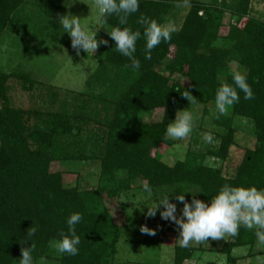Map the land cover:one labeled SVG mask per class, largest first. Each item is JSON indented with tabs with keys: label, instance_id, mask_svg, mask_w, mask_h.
I'll return each instance as SVG.
<instances>
[{
	"label": "trees",
	"instance_id": "16d2710c",
	"mask_svg": "<svg viewBox=\"0 0 264 264\" xmlns=\"http://www.w3.org/2000/svg\"><path fill=\"white\" fill-rule=\"evenodd\" d=\"M68 2L0 0V40L13 38L15 33L31 35L33 21L41 24L44 20V27H53L51 42L71 45V38L58 21ZM253 3L141 0L139 11L128 18L125 26L143 33V26L137 23L141 15L162 24L171 20L176 27L172 39L153 49L149 60L144 59L145 41L138 40L135 55L141 68L133 72L126 67L128 59L116 51L115 42L108 36L109 44L87 79L86 90L69 92L61 98L48 86L49 99L44 107L25 110L13 106L9 82H20L24 90L30 91L37 81L20 63L8 72L0 69V264H19L21 248L31 247L26 237L33 225L38 229L32 238L36 264H40L41 257L44 264H118L121 230L129 219L125 217V225L118 224L108 201H120L124 195L145 196V183L154 189L149 203L171 191H176L169 194L173 203L178 191L195 195L202 190L196 198L208 201L225 183L264 188V20L252 15ZM185 5L188 10L177 25L175 15ZM115 26L118 18L112 16L105 27L111 31ZM236 71H246L254 98L244 100L243 92L237 90L240 102L218 119L215 112L212 119L219 140L217 150H189L185 159L173 166L164 163L157 156L158 150L175 144L165 135L166 126L178 111L198 104L205 110L207 105H215L216 89L221 83L233 84L232 74ZM181 79H187L188 85H183ZM186 91L194 100L188 101L182 95ZM159 111L160 120L145 119ZM235 117L253 122L256 146L246 150L234 173L227 175L224 166L212 167L205 161L211 157L224 164L229 159L237 132ZM69 163H97L100 172L96 186L67 187V173L53 167ZM191 194H185L189 202ZM182 207L177 203V208ZM119 209L123 214L128 206L120 202ZM75 212L83 217L76 225L81 239L79 254L58 256L49 241L59 239L61 231L67 233L66 220ZM151 221L144 216L140 225L149 227ZM255 231L242 227L236 238L230 237L224 244L222 253L229 264L239 261L233 256L235 249L255 245ZM196 251L192 244L188 248L177 245L174 264H186Z\"/></svg>",
	"mask_w": 264,
	"mask_h": 264
},
{
	"label": "rangeland",
	"instance_id": "374dc122",
	"mask_svg": "<svg viewBox=\"0 0 264 264\" xmlns=\"http://www.w3.org/2000/svg\"><path fill=\"white\" fill-rule=\"evenodd\" d=\"M199 1L211 2V0ZM188 7V5L180 6V12L175 15L177 25L181 24ZM96 13L94 0H69L63 16H76L81 19L83 28L95 30L98 26L95 20ZM252 15L264 20V0H254ZM37 17L43 19L39 15ZM224 23L226 26L229 24V16L226 17ZM32 26V29H29L31 35L15 33L13 38L6 37L0 40V69L8 72L20 63L34 74L37 81L34 89L30 91L24 90L20 82L15 80L9 82L11 88L9 96L12 105L25 110L46 106L45 101L49 99L48 86L57 90L61 98L69 92H84L87 79L97 69L100 63L99 57L105 53L107 48L101 45L95 53H85L81 50L80 55H77L71 45L64 47L50 41L49 35H52L53 27H44V20L41 24L33 21ZM106 31H108L106 27L105 29L102 26L99 27L96 38L108 40ZM226 31L227 28H224L223 33ZM181 82L183 85H188L187 79H181ZM206 108L207 111L203 105L198 104L188 109L194 119L193 131L183 140L170 138L175 144L171 147L164 145L158 150L157 156L164 163L173 166L176 162L184 160L189 150L197 153L217 150L219 140L216 136L217 128L212 119L216 108L212 104L207 105ZM161 116L162 111H159L145 119L156 122L161 119ZM234 127L237 131L235 145L231 148L226 163L223 164L219 159L211 157H206L205 161L212 167L224 166L227 175L234 173V169L242 161L246 150L254 149L256 146L255 126L252 121L235 117ZM204 133L212 134L211 143L204 141ZM53 169L67 173L65 174L67 187L78 185L82 189L94 188L100 172L97 163L55 164ZM120 202L128 206V210L123 214L119 209ZM141 203L151 204L144 199L142 194L136 198L124 195L120 201H108L110 211L118 224L125 225V217L129 219L127 226H123L121 230L122 237L118 245L116 263L174 264L175 247L179 245L176 242L179 229L173 226V223L162 220L157 213L154 218H151L152 221L148 227L155 232V235L141 232L140 223L145 216L144 213L147 212V206ZM229 238L230 236H226L224 240L209 238L205 243H192L197 251L191 261H187L186 264H229L226 255L222 253L224 244L229 241ZM250 252L252 255L249 254ZM233 256L239 257V264H264V243L257 239L254 246L235 249Z\"/></svg>",
	"mask_w": 264,
	"mask_h": 264
},
{
	"label": "clouds",
	"instance_id": "9594fccd",
	"mask_svg": "<svg viewBox=\"0 0 264 264\" xmlns=\"http://www.w3.org/2000/svg\"><path fill=\"white\" fill-rule=\"evenodd\" d=\"M140 2L141 0H94V7L97 10L95 20L98 25L95 30L83 28L81 19L72 15L61 17L58 20L59 25L71 38V47L77 55H80L81 50L85 53H95L101 45L108 46L109 44L107 39L98 40L96 38L99 27L102 26L105 29L108 19L116 16L118 26L112 27L111 31H106L107 35L115 42L116 51L130 62L126 67L133 72H139L141 62L135 55L138 40L142 38L145 41L144 59L149 60L152 57V50L162 42H169L176 31L175 24L171 20L162 24L143 15L137 21L143 26V33L139 29L134 31L131 26H125L128 25V18L139 11ZM232 81L233 84L221 83L216 89L214 103L217 119L227 114L230 108L240 102L239 92H243L244 100L254 98V92L247 82L246 71L234 72ZM182 95L188 101L194 100L187 91ZM193 128V115L190 110L185 109L178 111L175 119L166 126L165 135L174 140H183L191 135ZM203 139L206 143H211L212 134L204 133ZM142 192L145 194V200H151L154 195V189L147 183L143 184ZM175 192L163 193L157 201L151 204H141L147 206V212L144 213L147 218H154L159 213L162 220L177 226L179 237L176 242L180 247L188 248L192 243H205L209 238L212 240H224L226 236L236 238L242 227L249 230L255 228L258 241L264 243V188L233 186L225 183L208 201L196 198L197 194L203 193L202 190L195 195L189 191H178L179 194L174 196L176 203H173L169 194ZM185 194H191L190 202L186 200ZM177 203L183 205L179 209V214ZM82 219L81 213H72L66 220L67 233L61 231L59 239L49 241V247L58 256L79 254L81 239L76 234V225ZM37 230L35 225L27 230L26 239L31 241V247L21 248L22 258L19 264H36L33 257L35 244L32 243V238ZM140 230L143 233L155 235V232L146 226H142ZM40 264H44L43 257L40 258Z\"/></svg>",
	"mask_w": 264,
	"mask_h": 264
},
{
	"label": "crops",
	"instance_id": "0c3cea01",
	"mask_svg": "<svg viewBox=\"0 0 264 264\" xmlns=\"http://www.w3.org/2000/svg\"><path fill=\"white\" fill-rule=\"evenodd\" d=\"M249 254H251V252H250ZM249 254H248V255H249ZM237 264H239V262H238Z\"/></svg>",
	"mask_w": 264,
	"mask_h": 264
}]
</instances>
